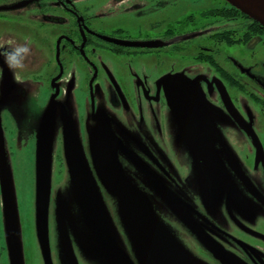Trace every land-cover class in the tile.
<instances>
[{"label":"flooded vegetation","instance_id":"1","mask_svg":"<svg viewBox=\"0 0 264 264\" xmlns=\"http://www.w3.org/2000/svg\"><path fill=\"white\" fill-rule=\"evenodd\" d=\"M230 8L225 0H0V51L28 49L15 72L0 56V106L54 102L52 121L37 126L52 133L51 149L62 148L68 121L59 104L73 101V89L76 123L108 127L124 173L145 189L158 181L156 211L177 222L185 264H264V28ZM178 75L200 88L215 128L212 182L166 105L161 80ZM22 120L3 123L0 142ZM53 160L65 166L64 156ZM6 237L0 264L11 262Z\"/></svg>","mask_w":264,"mask_h":264},{"label":"water","instance_id":"2","mask_svg":"<svg viewBox=\"0 0 264 264\" xmlns=\"http://www.w3.org/2000/svg\"><path fill=\"white\" fill-rule=\"evenodd\" d=\"M234 6L241 14L247 15L252 21L264 28V0H225ZM163 94L166 105L171 111L177 126L179 138L194 152L197 163L195 168L205 177L206 181L217 179L219 158L213 153L212 144L215 140V128L208 115L204 94L197 84L191 83L182 75L162 79ZM68 118V117H67ZM72 147H64V161L67 167L71 185L76 193H92L95 196L97 220L89 221L88 226L96 227L98 235L85 238L86 242L96 240L100 245V255H105L107 261L113 264L117 259L120 264H134V258L140 264H185L182 257L180 242L163 226L161 218L153 203L162 198L158 189V181L152 177L153 186L145 189L136 181L135 176L124 173L121 163L117 162L118 150L121 142L89 145L91 164H88L76 141ZM50 158L43 156L40 163L36 160L35 177L41 186L50 185ZM3 165V164H2ZM1 176V192L4 201L5 222L7 223V244L10 264H21V244L17 240L16 222L11 211V189L7 179V170L3 165ZM93 168V169H92ZM93 175V176H92ZM102 191L112 198L113 204L118 206L121 217L122 232L116 230L107 216V210L102 199ZM48 196V193H47ZM67 212V210H66ZM61 253L64 264H78L67 231L63 224H59ZM208 246L213 242L200 229H194ZM90 257V252L86 250ZM131 251L132 254H129ZM93 257V253H91ZM43 264H51L47 256ZM145 258L149 259L147 261ZM94 261V258H93Z\"/></svg>","mask_w":264,"mask_h":264},{"label":"rangeland","instance_id":"3","mask_svg":"<svg viewBox=\"0 0 264 264\" xmlns=\"http://www.w3.org/2000/svg\"><path fill=\"white\" fill-rule=\"evenodd\" d=\"M170 14L178 19V16L184 14V12L176 15ZM67 94L73 97V101L70 104L65 101H62L61 105L59 104L62 117L64 111V119L68 121L63 128V135L58 143L63 145L62 148L55 147L51 149L52 144L49 137L52 133L50 130L42 128L43 125H41V128L37 126L40 123L48 125L52 121L51 116H54L55 113L54 102L50 101L49 108L39 107L35 98L32 97L26 101L27 107L23 109H11L10 104L0 106V123L2 124L0 129H2L3 123L12 126L11 122H14V119L23 118L20 129L18 125H14L17 135L9 140L4 136V141L0 142V157H2V164L7 170L9 189H11V211L16 222L17 240L21 244V264H43L42 256L44 258L47 256V260L51 264L65 263L62 260L63 255L60 250L58 223L63 224L67 231L78 264H112L107 261L105 255H100V245L96 240L85 241V238L98 235L96 227L88 226L89 221L97 220L98 212L95 205V196L92 193L86 194L81 191L76 193L75 187L71 185L66 172V165L61 166L52 159L55 155L60 158L63 157V148L74 146L76 141L78 146H81L85 160L92 166L89 145L110 143L107 141L109 136H106L105 132L112 135L114 133L108 127H103V125L95 129L89 128L86 123L84 125L76 123L75 115L79 113L77 99H75L76 95L73 89L69 90ZM65 111L69 115L68 119ZM11 115L13 116L11 117ZM5 117L6 119H4ZM38 117H41V119L39 120ZM33 130H35L37 141L34 138L33 150H31L30 143L33 138L30 139V137ZM100 133H103L104 136L102 137ZM96 136L97 139L94 140ZM83 140L87 142L86 145L83 144ZM96 142L97 144H95ZM9 144L13 146V149L17 148L15 152L9 153ZM49 154L51 155L50 185L45 187L46 185L41 186L37 182L35 177L36 166L33 165V160L35 164L36 160L40 163L42 157L49 156ZM102 196L108 218L114 224V228L122 232V220L119 217L118 206L113 204L112 198L106 195L104 191H102ZM3 203L4 201L1 199L0 237L2 235L5 238L8 233ZM152 205L153 209H156V203L152 202ZM161 222L173 236L177 237L180 234L181 230L175 219L167 217L164 219L162 216ZM86 250L90 252L89 259H87L88 253ZM91 253H93V257ZM145 259L149 261V259ZM113 264H120V262L113 259Z\"/></svg>","mask_w":264,"mask_h":264},{"label":"clouds","instance_id":"4","mask_svg":"<svg viewBox=\"0 0 264 264\" xmlns=\"http://www.w3.org/2000/svg\"><path fill=\"white\" fill-rule=\"evenodd\" d=\"M28 51L26 47H13L0 51V56H3L4 62L8 67L9 71L15 72L20 66L23 55Z\"/></svg>","mask_w":264,"mask_h":264},{"label":"trees","instance_id":"5","mask_svg":"<svg viewBox=\"0 0 264 264\" xmlns=\"http://www.w3.org/2000/svg\"><path fill=\"white\" fill-rule=\"evenodd\" d=\"M230 11L231 12L233 11V12H236V13H240V11L238 9H236L234 6H231ZM246 17L248 18V16H246ZM253 23L254 24H258L257 22H254V21H253Z\"/></svg>","mask_w":264,"mask_h":264}]
</instances>
